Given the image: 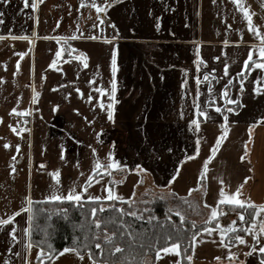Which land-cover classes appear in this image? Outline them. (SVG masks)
Here are the masks:
<instances>
[{"label":"crops","instance_id":"0c3cea01","mask_svg":"<svg viewBox=\"0 0 264 264\" xmlns=\"http://www.w3.org/2000/svg\"><path fill=\"white\" fill-rule=\"evenodd\" d=\"M79 1L43 0L41 3L36 0L35 10L24 8L22 0H11L10 6L0 4V10L5 12L0 35L6 37L0 40V77L4 78V83L0 84V218L18 211L25 204L26 195L34 201H43V197L53 190L55 181L49 173L56 169L60 170L64 189L73 182L81 183L85 177L79 173L87 174L93 163L91 148L97 150L96 156L101 161L111 149L115 158L129 168L140 164L147 170L105 177V181L124 180L115 185L118 195L135 199L149 189L162 191L167 207L174 213L180 212L187 221L204 224L210 214L204 202L214 204L218 199L219 179L225 181L226 192L234 191L243 183L244 197H250L257 204L264 202V122L255 124L264 116V90L260 94L253 91L257 87L264 89V80L256 79L264 76V71L254 69L245 80L242 93L237 76L247 47L260 41L248 31L243 13L232 0H215V3L213 0H108L112 7L99 14L105 23H98L93 17V24L99 27L93 28L91 24L95 30L92 34L81 36L79 33L76 35L80 38L67 42L75 49L73 57L80 52L87 55V68L80 61H69L65 42L53 39L73 34L60 29L59 22L52 20V13L70 15L82 9L96 13L90 7H80ZM97 3L104 4V0H97ZM242 3L254 14L253 22L264 26V9L261 8L264 0H242ZM157 17L160 18L158 30L155 27ZM113 24L115 28L111 27ZM9 30L18 37L28 36L31 43L10 39ZM91 35L101 39L86 38ZM113 36L117 39L111 44L104 42V37L111 40ZM224 39L242 40L243 43L225 46L221 43ZM197 44L206 62L199 72L195 63ZM112 47L117 49L116 98L119 103L114 105V118L109 121L106 112L94 105L98 96L95 89L110 87ZM57 50L62 52L59 58L55 57ZM20 52L25 53L23 58L19 57ZM53 59L57 60L55 68L49 67ZM17 60L20 61L19 71ZM224 63L229 64V77L223 75ZM213 68L215 79H210L217 96L215 103L235 107L225 105L219 97L227 79L231 78L233 85L228 89L229 95L233 99L239 95L244 106L228 114L229 135L209 162L207 178L201 181L202 186H198L203 162L220 134L223 117L214 108L207 109L209 117L198 118L201 121L198 131L194 126L189 128V121L195 112L193 99L202 106L209 100L206 82L199 85L200 96H195L198 87L195 79L200 77L202 80L204 72ZM33 88L40 93L35 104L31 103ZM89 96L93 99L89 100ZM53 106H58L55 112ZM13 107L28 108L31 114L18 116L11 113ZM25 121L30 131L16 135L10 126L16 128ZM250 125L251 140L248 139ZM96 133H100L99 139ZM197 139L201 141L199 154L194 159L184 160L185 156L194 154ZM6 142L10 145L7 149L4 148ZM245 144L248 152L242 160ZM62 150L64 160L60 159ZM13 156L15 161L11 159ZM182 160L183 164L180 163ZM10 166L16 171L12 172ZM175 169H179V175L169 184L171 176L176 175ZM245 177H250L246 183ZM189 189L193 191L189 193ZM91 191L99 194L103 190L93 185ZM214 206L224 209L225 214L219 217L222 225L236 218L227 205ZM14 221L12 227L17 228L19 237L16 242L7 235L8 226L0 227V264L5 259L12 264H23L24 256L29 257L31 264H37L39 249L33 247L27 252L22 244L20 229L28 226L27 214L21 213ZM201 236L203 242L195 246L194 252L192 250V264H228L229 249L218 246L219 235L214 233L208 237L202 233ZM246 239L250 241L251 238ZM236 247L242 246L231 250L235 251ZM9 248L12 251H8ZM243 250L247 251L246 248ZM17 252L21 254L19 257L14 254ZM61 256L67 263L89 264L87 257L81 262L72 253ZM217 256L222 258L221 261L215 259ZM177 258L174 253L162 252L161 260L155 264H171ZM239 260L258 264L256 255L245 258L243 252L239 254ZM48 263L61 264L54 260Z\"/></svg>","mask_w":264,"mask_h":264},{"label":"snow or ice","instance_id":"6c2138e0","mask_svg":"<svg viewBox=\"0 0 264 264\" xmlns=\"http://www.w3.org/2000/svg\"><path fill=\"white\" fill-rule=\"evenodd\" d=\"M42 3L43 0H40ZM215 3V0H213ZM233 4L239 9L241 13H243V18L247 21V29L252 35L259 39V44H251L247 47L246 58L242 60V67L237 76L240 77L239 85H240V92H243L244 89V82L248 79L249 74L255 69L264 71V31L261 28H264L262 25L255 24L253 22V13L250 12L248 7H245L242 3V0H232ZM0 4L4 6H10L11 0H0ZM22 4L24 8H31L33 10L37 7L36 0H22ZM107 5V6H105ZM80 7H90L91 9H95L97 13V20L100 21L101 24L105 23L103 19L100 17V13H106L109 7H112V4L108 2V0H104V4L97 3V0H81ZM261 8L264 9V3L261 4ZM5 12L0 10V24L4 23ZM93 28L99 27L97 24L92 25ZM111 27L115 28V25H111ZM155 27L157 30L160 28V18H156V25ZM229 27H231L229 25ZM78 31V29H77ZM83 34L81 33V36ZM118 36V34H117ZM117 36H113L111 40L107 37H104L105 43H112L117 39ZM9 38L10 39H22L29 41L28 36H15L11 34V30H9ZM48 38V37H45ZM80 38L76 34H73L71 37H53V39L62 40L65 42L66 48L65 51L68 52L69 61L74 59L76 61H80L83 64V67H88V57L84 52H80L78 55L72 56V52L75 49L72 48L70 44H68V40H75ZM87 39H101L99 36L91 35L86 37ZM6 37L4 35H0V40H5ZM223 45L227 46L229 44H234L239 46L243 43L242 40L237 41H229L228 39H224L221 42ZM200 45H196V71H200V66L204 65L206 62L202 59L200 55ZM19 57L23 58L25 53L20 52L18 53ZM62 52L61 50H57L55 53V57H61ZM213 59H219V57H214ZM111 64H110V72L111 78L109 81L110 87L100 86L95 89V92L98 94L97 96V103L94 107H99L102 111L106 112L107 119L109 121L113 120V113H114V105L119 103L116 98V93L118 89V82H117V72H118V64H117V49L115 47L111 48V56H110ZM57 64V60L53 59L49 67L55 68ZM20 68V61H16V69L19 71ZM215 73V68H213L210 72L206 71L203 74L202 80L200 77L195 79V83L198 86L196 88L195 96H200V88L199 85L202 82L207 83V92L209 95V100L203 102V106L200 103H197L196 99H193V107L195 109L193 118L189 121V128L191 129L193 126L195 130L200 129L201 121L198 119L199 117H209V112L207 109L214 108L216 113H219L223 117V122L220 123V134L216 136L214 144L210 148V154L205 158L202 166V171L200 172L201 180L197 182L198 186L201 185V181L207 178V173L209 171L208 164L213 158L216 156L217 152L220 150L221 145L227 139L229 135V113H233L236 111L237 108H242L244 105L240 101V96L237 95L235 99H233L229 95V87L233 85V80L231 78L227 79V83L224 85L222 91L219 92L220 99L224 100L225 105H233L235 107H224V105H217L216 99L217 96L214 94V89L212 85V79H215L213 74ZM15 75V73H13ZM223 75L224 77H229L230 69L229 64L224 63L223 65ZM210 77L212 79H210ZM259 80H264V76H258L256 78ZM4 83V78L0 77V84ZM184 85L182 84V87ZM264 90L261 87H257L253 89L254 92L260 94L261 91ZM76 91L79 93L80 89L77 88ZM40 93L35 91L33 88V96L31 103L35 104L37 102ZM99 97H105L106 99H99ZM89 100H92L93 97L89 96ZM17 104L20 103L19 98H17ZM58 106H53L52 111L55 112ZM35 111H39V109H35ZM11 113H14L18 116H25L31 114V110L28 108L19 110L16 107L11 109ZM181 117H183V113H180ZM264 122V116L260 117L255 121V124H260ZM26 123V121H25ZM91 123V121H89ZM11 127V130L16 133V135H20L21 131L29 132L30 129L22 128L17 130L15 127ZM103 130L101 129V132ZM249 137L248 139L251 140V132H252V125L249 126L248 129ZM97 138L99 139L100 133H96ZM80 141H77L79 143ZM102 142V141H101ZM200 143L201 141L197 139L195 152L191 156H185L184 160H191L195 158V155L199 154L200 151ZM10 145L6 142L4 144V148H9ZM91 148V145H89ZM20 145H16V150L19 151ZM92 155H93V163L88 171L87 174L84 172H80L79 176L85 177L81 183L77 184L73 182L67 189H64L61 185V174L60 170L56 169L49 173L52 180L55 181L53 185V190L50 194L45 195L43 197L44 202L48 203H55L57 207L55 209H48V208H37L36 205L40 202L34 201L30 195L25 196V204L22 205L18 211H15L8 215L6 218H0V227L8 226L10 230H7V235L11 237L13 242H16L19 237L17 235V228L12 227L15 223L14 217L21 215V213L27 214V227H22L20 232L23 234V248L25 251L30 252L33 247H38L39 251L36 252V259L37 264H44V259L49 258L51 260H56L57 257L65 254V253H72L78 259L83 262L85 257L89 261V264H122L120 260H118L115 256L116 253L123 252V246L121 244L115 243V237L117 236V232H109L108 227L104 220L98 218V213L104 214L108 211L115 210L119 214L120 220L119 224L123 225L124 231L119 232L120 237H124L127 235L130 240L135 241L136 236L133 235V229L131 224H125L123 221V217L127 215L128 217L133 218L135 220H147L148 223H151L154 220H157V217L154 215L149 214L147 217L138 214L135 210H128L126 211L123 207H117L116 202L119 201L121 203L128 202L130 205L135 204L136 201L132 197H124L122 195H118L115 189V185L118 183H123L124 180H114L110 179L105 181V177H113L114 173H119L121 176H124L125 173L137 172L143 173L147 170L144 169L140 164H136L133 168H129L126 163L121 162L120 160L116 159L114 156V152L109 149L106 156L104 157L103 161L96 156L97 150L95 148H91ZM171 151V149H169ZM248 152L247 144H245V155L241 156V159L244 160L246 158ZM15 161V156L11 158ZM60 159L64 160V153L63 150L61 151ZM184 160L180 161L181 164L184 163ZM77 167H79V161H77ZM11 171L15 172L16 169L14 166H10ZM41 169L44 168L43 165L40 166ZM176 175L171 176L169 180V184L176 180L177 176L179 175V169L174 170ZM251 171V169H249ZM250 177L244 178V183ZM141 181H137L140 183ZM219 190H218V199L214 200V204L218 205H227L228 210L234 213L235 219H232L227 225H222L220 223L219 217L224 215V209L221 207L218 209L217 206L214 204H209L204 202V207L210 209V214L207 217V220L204 221V226H201L197 229L193 234H191V248L194 252L195 246L199 243L203 242V237L201 236L202 233L206 234L208 237H211L214 233L219 235V247L224 249H229L227 252V259L228 264H246L245 260H239V254L243 252L245 258L251 257L253 255L257 256L258 264H264V202L257 204L254 202L250 197H244L241 189L243 188V183L239 186L235 187L234 191L226 192L225 188L227 185L223 179H219ZM93 185L100 187L103 191L99 194L91 191ZM135 187V186H134ZM171 191V189H170ZM189 193L193 191V189L188 190ZM106 193V194H104ZM132 196H135V192H133ZM186 202V201H185ZM67 203L72 206L74 209L80 210V214L82 217H90V226L85 228L84 224L76 225V228L80 231L83 235V239L81 240L78 235L75 233L72 236V244L71 246L64 247L62 250H57L54 248L51 241L52 233L48 230L52 227L51 224L46 223L44 228H41L40 225L36 223L38 216H43L45 221H51L53 216H58L63 218L65 221H70V216L68 213L67 208L59 207L60 204ZM92 205L91 207H87V205ZM145 212L148 211L147 208L144 210ZM176 215L180 218L181 224L185 222V217L181 215L180 212H177ZM259 217V219H258ZM168 220H171V217H167ZM116 220H109L108 223H116ZM209 224H214V227H209ZM191 226L193 229L197 228L196 222L191 221ZM35 230H39L43 233L44 239L37 242L35 245L32 242V235ZM143 231L149 232L150 229L145 228ZM243 233L241 235L240 233ZM231 234V235H229ZM197 237H201L200 240ZM246 237H250V241L246 239ZM215 243V241H213ZM184 241L180 237H173L172 235H165L163 246L160 244V237L156 235L154 240H151L150 243L145 246L141 244V247L144 248L145 253L147 254L149 249L154 250L155 252V259L154 260H144L141 261V264H155V261L161 260V253H174L177 259L171 262V264H182V259L186 260L188 264H191L193 260V256L187 254L188 249L182 248ZM46 249L45 250V246ZM111 246L110 250L105 253V247ZM235 246H242L236 247L235 251L231 249ZM246 248L247 251L243 249ZM8 251H12L11 248ZM17 257L21 254L19 252L14 253ZM105 255L110 257V259L103 258ZM182 257V259L180 258ZM215 259L219 262L221 261V257L217 256ZM2 264H12V262L8 259L2 261ZM23 264H31V261L28 256H24Z\"/></svg>","mask_w":264,"mask_h":264},{"label":"trees","instance_id":"16d2710c","mask_svg":"<svg viewBox=\"0 0 264 264\" xmlns=\"http://www.w3.org/2000/svg\"><path fill=\"white\" fill-rule=\"evenodd\" d=\"M139 196V195H138ZM137 196V197H138ZM165 194L162 191H158L156 189H149L145 191L138 198L136 197L134 200L135 204H129L127 201L121 203L119 201L116 202L117 207H123L126 211L135 210L138 214L147 217L149 214L157 217V220L148 223L147 220H135L133 218L125 215L123 217V221L125 224H131L133 229V235L136 236V240L132 241L129 239L127 235L123 238L119 236L120 231H124L123 225L119 224V214L115 212V210L108 211L104 214L98 213V218L105 221L109 232H117V236L115 237V243L121 244L123 246V252L116 253L115 256L118 260L122 262V264H141V261L144 260H154L155 252L152 249H149L147 254L144 251V248L141 247V244L147 246L151 240H154L156 235L160 237V244L163 246L165 235H172L173 237H180L184 243L182 248H187V254H192L191 248V234H193L197 229L204 224H197V228L193 229L191 226V221L185 220L183 224L180 222V218L171 211L167 205L165 204ZM39 204L36 205L37 208H48L55 209L57 205L55 203H48L44 201H38ZM92 205H87V207H91ZM59 207L67 208L70 216V221H65L63 218L58 216H53L51 221H45L43 216H38L36 223L40 225L41 228H44L46 223L52 225L48 230L52 233L51 235V243L54 248L57 250H62L64 247L71 246L72 244V236L75 233L83 239V235L76 228L78 224H84L85 228L90 226V217H82L80 214V210L72 208L71 205L67 203L60 204ZM145 208L148 209L145 212ZM167 217H171V220H168ZM109 220H116V223H108ZM214 225V224H211ZM145 228L150 229L149 232L143 231ZM32 242L35 245L40 240L44 239V235L41 231L35 230L32 237ZM35 247V246H34ZM46 249V245L43 246ZM38 248V247H36ZM111 246L105 247V253L110 250ZM39 249V248H38ZM103 258L110 259L107 255ZM182 259V257H181ZM51 259L45 258L44 263L50 262ZM182 264H188L186 260L182 259ZM192 264V262H191Z\"/></svg>","mask_w":264,"mask_h":264},{"label":"rangeland","instance_id":"374dc122","mask_svg":"<svg viewBox=\"0 0 264 264\" xmlns=\"http://www.w3.org/2000/svg\"><path fill=\"white\" fill-rule=\"evenodd\" d=\"M81 3V0L79 1ZM88 0H86V3ZM54 16L52 20L59 22L60 24V29H64L66 32L70 34H92L93 31H95L92 27L91 24L94 22L92 21V18L96 19V21L99 23L100 21L97 20V13L91 12L87 9H82L81 11H76L73 12L72 14L68 15L67 13L64 14V12H57V13H52ZM58 17H57V16ZM101 19L102 16L100 15ZM76 24H79L78 26ZM103 26V25H102ZM69 27V28H68ZM78 29V31H77ZM96 34V33H93ZM58 259V260H57ZM54 261H59L61 264H80L79 262H68L65 261L63 256L60 258H57Z\"/></svg>","mask_w":264,"mask_h":264},{"label":"built area","instance_id":"2783aa9c","mask_svg":"<svg viewBox=\"0 0 264 264\" xmlns=\"http://www.w3.org/2000/svg\"><path fill=\"white\" fill-rule=\"evenodd\" d=\"M22 128H27V124L25 122L19 123L18 126L16 127L17 130L22 129ZM44 264H49V263H44Z\"/></svg>","mask_w":264,"mask_h":264}]
</instances>
